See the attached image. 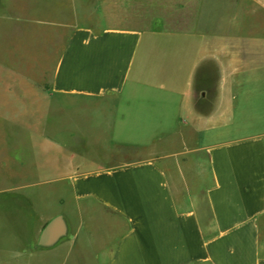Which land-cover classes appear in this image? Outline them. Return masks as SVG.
<instances>
[{
    "label": "crops",
    "instance_id": "obj_1",
    "mask_svg": "<svg viewBox=\"0 0 264 264\" xmlns=\"http://www.w3.org/2000/svg\"><path fill=\"white\" fill-rule=\"evenodd\" d=\"M224 8L203 3L157 33L77 24L73 0H0V33L13 35L0 46V119L26 114L30 91L86 143L69 155L36 134L32 147L56 155L42 183H0V264H264V36ZM128 148L148 158L113 165ZM58 216L66 234L40 245Z\"/></svg>",
    "mask_w": 264,
    "mask_h": 264
},
{
    "label": "rangeland",
    "instance_id": "obj_2",
    "mask_svg": "<svg viewBox=\"0 0 264 264\" xmlns=\"http://www.w3.org/2000/svg\"><path fill=\"white\" fill-rule=\"evenodd\" d=\"M73 1L76 5L77 24L93 27L97 30L108 27L140 25L141 28L157 33L177 32L181 23L195 20L199 6L204 3L206 5H219L220 11L224 7L226 10L227 7H230L229 12H220L222 18L235 16L237 22L246 25L251 33L264 36V0ZM38 6L53 19H69L65 6L51 2H44ZM59 7L61 8L60 12H56ZM26 12L34 14V11L29 9ZM12 36V34L0 33V46L5 44L4 39L12 38ZM60 44L61 41H59ZM33 52H36V47H34ZM48 83L49 77H45V87H48ZM32 99L34 100L32 93L28 91L26 114L21 115V109L13 106L2 109L5 111L4 114L1 111L6 119H0V183H42L41 176L46 175L47 171L50 170L47 169L48 163L56 161L54 153L32 147L38 141L36 134L43 131L48 133L50 139L56 136L60 138L61 143L65 142L67 149L70 151L69 155L75 151L83 156L86 152L84 140L73 138V134L69 132V125L66 122V119L69 118L68 115L66 116L63 113L62 117L65 121L62 123L55 122L52 117L42 114V111H46L48 108L43 109L39 105L33 104ZM80 127L84 131V124H81ZM26 131L32 133L33 136H24L23 132ZM88 135L91 138L93 137L92 133ZM88 142L87 153L90 156H98L100 154L98 144L91 140ZM148 155V152L141 148L124 149L115 156L116 159L113 161V165L136 162L148 158ZM19 160H22L23 163L25 161L26 166L20 167ZM42 165L44 169H41ZM54 167H56L55 164ZM32 189V191L30 189L29 191H31V195H34L32 192L36 190L35 188ZM13 191L20 195L22 190L17 188Z\"/></svg>",
    "mask_w": 264,
    "mask_h": 264
},
{
    "label": "water",
    "instance_id": "obj_3",
    "mask_svg": "<svg viewBox=\"0 0 264 264\" xmlns=\"http://www.w3.org/2000/svg\"><path fill=\"white\" fill-rule=\"evenodd\" d=\"M66 234V228L63 219L58 216L52 219L43 228L39 237V244L43 246L52 245Z\"/></svg>",
    "mask_w": 264,
    "mask_h": 264
}]
</instances>
